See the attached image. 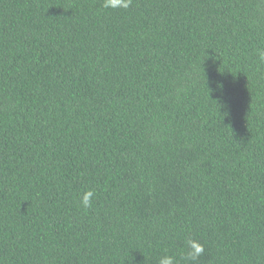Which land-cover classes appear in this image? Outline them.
Masks as SVG:
<instances>
[{"label":"trees","instance_id":"16d2710c","mask_svg":"<svg viewBox=\"0 0 264 264\" xmlns=\"http://www.w3.org/2000/svg\"><path fill=\"white\" fill-rule=\"evenodd\" d=\"M259 48L264 0H0V264H264Z\"/></svg>","mask_w":264,"mask_h":264},{"label":"clouds","instance_id":"9594fccd","mask_svg":"<svg viewBox=\"0 0 264 264\" xmlns=\"http://www.w3.org/2000/svg\"><path fill=\"white\" fill-rule=\"evenodd\" d=\"M133 4V0H102V7L108 10H128ZM258 64L264 65V48H259L256 51ZM95 197L94 190H86L80 196V205L87 209L92 206L93 198ZM204 246L194 239L186 241V250L183 253L184 264H195L198 258L203 254ZM157 264H177L175 255L165 253L158 259Z\"/></svg>","mask_w":264,"mask_h":264}]
</instances>
